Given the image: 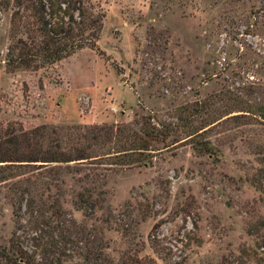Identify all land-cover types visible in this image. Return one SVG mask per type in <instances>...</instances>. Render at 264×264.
Listing matches in <instances>:
<instances>
[{
    "label": "rangeland",
    "instance_id": "1",
    "mask_svg": "<svg viewBox=\"0 0 264 264\" xmlns=\"http://www.w3.org/2000/svg\"><path fill=\"white\" fill-rule=\"evenodd\" d=\"M93 1L103 13L96 48L36 70L5 68L9 12L0 14V119L107 125L122 134L139 132L147 118L157 127L170 124L148 163L106 170L104 205L117 219L103 238L114 257L142 244L139 254L150 253L147 235L155 226L172 259L220 264L250 242L246 224L264 218V192L249 181L259 167L250 141L264 145V120L222 116L199 130L216 150L196 153L180 118L199 126L205 116L177 110L205 99L215 118L241 100L264 104V7L258 0ZM61 176L62 206L80 221L70 193L81 173ZM118 224L123 235L114 229ZM12 229L10 205L0 193L1 244Z\"/></svg>",
    "mask_w": 264,
    "mask_h": 264
},
{
    "label": "trees",
    "instance_id": "2",
    "mask_svg": "<svg viewBox=\"0 0 264 264\" xmlns=\"http://www.w3.org/2000/svg\"><path fill=\"white\" fill-rule=\"evenodd\" d=\"M258 2L260 9L264 7V0ZM3 12H9L4 61L8 72L36 70L84 47L95 49L103 18L93 0H0ZM211 105V101L196 100L177 110L179 114L186 110L192 118L205 116L199 126L180 118L196 153L216 150L199 130L222 116L238 112L225 119L257 116L264 120L263 103L241 100L215 118H211ZM169 126L157 127L147 118L139 132L128 129L122 134L124 129L107 125H33L0 119V193L10 205L13 222L7 243H0V264H181L159 242L155 226L147 235L150 253L139 254L142 244L134 252L121 251L114 257L103 238V229L117 219L104 205L106 170L148 163L153 143L165 141ZM250 143L259 167L249 181L264 192V145ZM63 173H81L78 190L70 193L72 208L82 215L80 221L62 206L67 194ZM118 225L114 229L123 235ZM245 232L250 242L236 253L223 255L220 264H264V218L249 221Z\"/></svg>",
    "mask_w": 264,
    "mask_h": 264
}]
</instances>
